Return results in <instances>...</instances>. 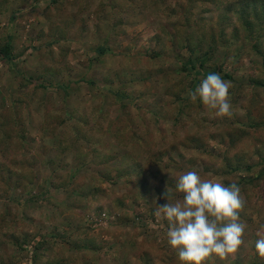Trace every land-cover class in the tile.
<instances>
[{
    "label": "rangeland",
    "instance_id": "rangeland-1",
    "mask_svg": "<svg viewBox=\"0 0 264 264\" xmlns=\"http://www.w3.org/2000/svg\"><path fill=\"white\" fill-rule=\"evenodd\" d=\"M209 1L0 0V264H178L154 213L189 170L237 182L246 201L244 243L206 264H264V56L226 13L241 0ZM189 12L204 19L197 37L237 30L241 53L215 58L231 76L230 117L174 102L190 55L172 22Z\"/></svg>",
    "mask_w": 264,
    "mask_h": 264
},
{
    "label": "clouds",
    "instance_id": "clouds-1",
    "mask_svg": "<svg viewBox=\"0 0 264 264\" xmlns=\"http://www.w3.org/2000/svg\"><path fill=\"white\" fill-rule=\"evenodd\" d=\"M230 88V81L213 72L190 89L188 97L218 117H230ZM164 198L167 202L155 205L154 214L167 222L166 242L178 264H206L213 255L224 259L244 243L247 225L240 212L246 201L237 182L225 184L189 170L174 178V186L166 189ZM256 236L254 251L264 259V226Z\"/></svg>",
    "mask_w": 264,
    "mask_h": 264
},
{
    "label": "trees",
    "instance_id": "trees-1",
    "mask_svg": "<svg viewBox=\"0 0 264 264\" xmlns=\"http://www.w3.org/2000/svg\"><path fill=\"white\" fill-rule=\"evenodd\" d=\"M208 2V0H206ZM209 2L217 3L218 0H210ZM3 4L0 2V8ZM215 5V4H214ZM231 12L238 16L239 22L242 24V27L245 30V41L249 44L252 52L259 53L260 56H264L263 52H261L260 48V33L264 29V0H241L237 5L231 6L227 8L226 13ZM226 19L225 16L221 17V20L224 21ZM203 18L199 20V22L193 17L192 13H188L181 17V20L177 22H172V26L174 27L175 34L172 36V42L174 45L178 47L180 50H187L189 52V57L181 66V73H183V84L176 85L177 91L173 92L174 102L178 104V112L182 114L185 112L186 114L190 113L192 108H195L197 105H192L189 100L188 95L185 97L182 93L184 88L192 89L195 87L197 83L195 79L189 81L187 73L189 70L193 71L198 78H205L209 73H219L221 74L224 80L230 81L231 76L226 73L223 68V63H217L215 61L216 53L219 47L224 48L222 51V55L224 61L227 63V60L230 56L236 57L241 51L240 48L234 49L233 54H231L230 43L233 42L236 44L237 42V30H233L230 34V38L224 33L223 28L218 30V33L215 34L212 31L207 33L204 32L197 37L198 34V24H203ZM227 20V19H226ZM207 36V37H206ZM156 41L160 40L157 37ZM209 41L211 45V49H204V44ZM260 48V50H259ZM10 50V45L7 43L3 49L0 50L1 53L8 55ZM197 51H199L198 55H196ZM155 56H160L159 52L154 54ZM196 60L198 65H195L193 62ZM224 62V64H225ZM255 86L264 87V78H259V80L255 79ZM199 106V105H198ZM190 109V110H189ZM85 167V163H82ZM82 167V166H81ZM229 172H235L237 168H229L227 167ZM225 174H227L225 172ZM122 177V175H121Z\"/></svg>",
    "mask_w": 264,
    "mask_h": 264
}]
</instances>
